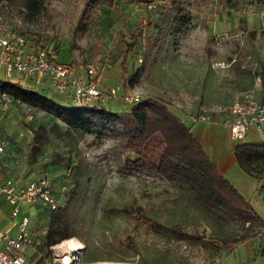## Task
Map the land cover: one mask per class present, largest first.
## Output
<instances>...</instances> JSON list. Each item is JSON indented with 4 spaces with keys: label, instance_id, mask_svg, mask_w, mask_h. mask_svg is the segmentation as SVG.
<instances>
[{
    "label": "rangeland",
    "instance_id": "1",
    "mask_svg": "<svg viewBox=\"0 0 264 264\" xmlns=\"http://www.w3.org/2000/svg\"><path fill=\"white\" fill-rule=\"evenodd\" d=\"M83 1L44 0L39 13L30 18L20 4L0 0V22L24 33L31 43L57 46L60 59L71 63L77 72L88 62L99 68V74L104 69H116L119 76L115 84H122L124 43L142 30L143 37H137V44L127 55L125 76L137 72L134 85L129 86H135L134 91L141 96L164 100L170 107L213 109L247 89L264 98V2L182 0L190 18L186 26L174 32L168 28L175 11L163 6V1L170 0H117L112 6H100L89 32L80 36L76 28ZM159 27L160 38L153 45L151 35ZM220 61L227 65L218 66ZM0 79L31 85L63 102L62 96L44 85L38 87L36 78L16 74L9 79L0 73ZM103 105L121 111L129 104L122 99L112 103L110 97ZM212 115L213 120L215 113ZM55 120L38 108L0 96V176L17 175L23 180L46 177L59 205L74 193L68 217L75 232L72 237L80 245L74 250L60 248L58 243L47 248L41 238L33 247L42 253L39 264H59L62 258L68 264L89 260L108 264H227L224 247L179 240L143 225L135 227L132 215L141 213L167 225L180 224L186 231L218 241L241 233L239 223L214 218L194 205L188 192L177 184L152 173L124 170L122 159L129 151L120 147V139L107 137L97 142L90 134L59 135L50 128ZM57 123L65 129L63 122ZM39 124L48 127L49 140L31 161L32 132ZM240 175L246 179L240 183L244 192L264 221L263 191L259 190L264 181L257 183L244 172ZM46 208L37 205L35 233L45 229Z\"/></svg>",
    "mask_w": 264,
    "mask_h": 264
},
{
    "label": "trees",
    "instance_id": "2",
    "mask_svg": "<svg viewBox=\"0 0 264 264\" xmlns=\"http://www.w3.org/2000/svg\"><path fill=\"white\" fill-rule=\"evenodd\" d=\"M5 1L20 4L31 18L39 13L44 0ZM115 1L117 0H84L76 28L79 35L83 36L89 32L100 6L109 7ZM127 1L150 3L162 0ZM181 1H163V6L175 11L169 22V31H179L188 23L190 11ZM159 29L160 27L151 35L153 45H156L160 38L157 32L162 29ZM137 37H143L142 30L134 32L125 41L122 50L120 80L124 86L135 83L134 75L137 72L125 76L124 68L127 55L137 44ZM162 37L164 38V34ZM54 48L59 50L57 46ZM3 93L54 117L56 120L50 128L59 135L90 134L97 142L107 137L120 139L118 143L120 147L133 154V157L129 152L124 155L122 159L124 170L130 173H152L161 180L179 185L188 192V197L194 205L201 207L218 220L239 223L243 231L218 241L202 233L186 231L180 224L167 225L141 213L132 215L135 227L143 225L149 231L164 232L179 240H191L217 249L224 247L227 253L251 237L259 236L262 239L264 230L262 217L233 183L218 170L201 142L192 133L190 126L164 100L140 96L125 109L113 111L99 101L87 105L74 101L61 102L33 89L31 85L24 86L19 81L0 79V95ZM57 120L65 124L64 130L60 129ZM47 132L48 127L44 124H39L33 130L29 150L31 161L36 160L44 144L48 142ZM234 155L237 164L245 173L258 179L264 176V141L258 144L238 143L234 147ZM73 194H70L63 205L58 204L55 209L46 208L48 219L42 238L47 248L75 235L73 223L68 217V207Z\"/></svg>",
    "mask_w": 264,
    "mask_h": 264
},
{
    "label": "built area",
    "instance_id": "3",
    "mask_svg": "<svg viewBox=\"0 0 264 264\" xmlns=\"http://www.w3.org/2000/svg\"><path fill=\"white\" fill-rule=\"evenodd\" d=\"M226 66L225 61L217 63ZM110 66V63H107ZM77 72L70 63L60 59V51L54 47H40L31 43L26 35L5 22H0V73L12 79L16 74L23 78H36L44 87L58 96H68L71 101L81 105L93 102L105 103L108 98L118 95V88L110 86L105 91L99 87V68L93 62L79 67ZM6 100L10 97L1 94ZM138 92H124L121 95L126 104H131L140 97ZM212 113L228 116V125L233 140L245 138L248 130L254 126L264 131V98H258L252 89L242 91L231 102L203 109L199 119L210 120ZM3 146L0 143V151ZM0 195L11 205V215L18 217L17 231L14 234L0 233V264H27L22 248L36 246L39 236H34L30 229V216L21 212L23 203L44 205L55 209L57 198L52 193L46 177L23 180L17 175L0 176ZM64 258L59 264H64ZM70 264V263H69Z\"/></svg>",
    "mask_w": 264,
    "mask_h": 264
},
{
    "label": "crops",
    "instance_id": "4",
    "mask_svg": "<svg viewBox=\"0 0 264 264\" xmlns=\"http://www.w3.org/2000/svg\"><path fill=\"white\" fill-rule=\"evenodd\" d=\"M119 72L114 68H108L102 70L99 78V87L105 91L112 85L117 86L118 95L112 97V103H119L121 95L124 92H135V86H124L123 84H115L118 82ZM36 82V81H35ZM37 86L43 85V82H36ZM64 101H71L68 96L64 95L62 98ZM122 102H124L122 100ZM125 103V102H124ZM171 109L177 113L191 128L192 133L201 142L204 149L208 153L211 160L216 164L218 170L231 182L233 185L243 194V196L250 202L247 193L244 192L242 184L246 181L240 173L244 171L239 167L234 155V147L238 143H261L264 141V131L258 130L252 126L245 135V138L236 141L233 140L230 134L228 125V116L220 113H215V118L212 120L199 119L198 114L207 107H201L199 111H195L193 108H174ZM213 114V113H212ZM213 116V115H212ZM245 173V172H244ZM251 176V175H250ZM253 177V176H251ZM256 179L257 183L264 181V176L260 179ZM240 179V180H239ZM238 183V184H237ZM242 183V184H240ZM260 191H263L262 201L264 203V186L259 187ZM38 204L23 203L21 212L28 213L30 216V231L34 236L42 238L45 234V230L41 233H35L33 230V222L36 214V208ZM48 219V216H47ZM18 217L11 215V205L7 203L0 195V233L7 232L14 234L17 231L16 223ZM46 226V225H45ZM44 226V228H45ZM42 236V237H41ZM35 246H24L22 248V254L26 259L27 264H39L43 261L42 253L37 252ZM227 264H264V230L262 239L259 236L251 237L241 243H239L234 250L227 253ZM95 260H89L82 264H97ZM79 264V263H77Z\"/></svg>",
    "mask_w": 264,
    "mask_h": 264
},
{
    "label": "bare ground",
    "instance_id": "5",
    "mask_svg": "<svg viewBox=\"0 0 264 264\" xmlns=\"http://www.w3.org/2000/svg\"><path fill=\"white\" fill-rule=\"evenodd\" d=\"M71 245V246H70ZM79 242L74 238H68V239H65L63 241H61L60 243H58V246L60 248H67V249H77L79 247ZM97 264H108L106 262H99Z\"/></svg>",
    "mask_w": 264,
    "mask_h": 264
},
{
    "label": "clouds",
    "instance_id": "6",
    "mask_svg": "<svg viewBox=\"0 0 264 264\" xmlns=\"http://www.w3.org/2000/svg\"><path fill=\"white\" fill-rule=\"evenodd\" d=\"M64 264H68L67 260H65Z\"/></svg>",
    "mask_w": 264,
    "mask_h": 264
},
{
    "label": "snow or ice",
    "instance_id": "7",
    "mask_svg": "<svg viewBox=\"0 0 264 264\" xmlns=\"http://www.w3.org/2000/svg\"><path fill=\"white\" fill-rule=\"evenodd\" d=\"M71 246V245H70Z\"/></svg>",
    "mask_w": 264,
    "mask_h": 264
}]
</instances>
